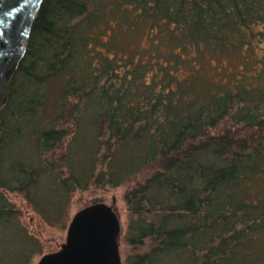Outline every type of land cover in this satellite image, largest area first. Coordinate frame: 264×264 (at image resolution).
<instances>
[{"label":"trees","instance_id":"1","mask_svg":"<svg viewBox=\"0 0 264 264\" xmlns=\"http://www.w3.org/2000/svg\"><path fill=\"white\" fill-rule=\"evenodd\" d=\"M1 117L0 264L45 251L11 193L64 226L120 185L123 264H264V0H44Z\"/></svg>","mask_w":264,"mask_h":264},{"label":"water","instance_id":"2","mask_svg":"<svg viewBox=\"0 0 264 264\" xmlns=\"http://www.w3.org/2000/svg\"><path fill=\"white\" fill-rule=\"evenodd\" d=\"M44 0H0V139L1 111L11 82L27 52L34 21ZM121 222L115 202L94 201L72 217L66 241L43 254L37 264H123Z\"/></svg>","mask_w":264,"mask_h":264},{"label":"rangeland","instance_id":"3","mask_svg":"<svg viewBox=\"0 0 264 264\" xmlns=\"http://www.w3.org/2000/svg\"><path fill=\"white\" fill-rule=\"evenodd\" d=\"M130 32V31H127ZM128 41L130 40H137L140 45H146L147 39L145 36L141 35L140 32L138 35H135L132 38L131 34H127ZM205 66L211 65V60H205ZM63 86V82H52L49 86L50 95L46 103V108L43 112L44 119H52L56 114V104L57 100L60 96V92ZM27 137V136H26ZM26 137H22L19 142V145H12L5 149V153L7 157L5 159L9 162L12 161L14 158H20V156L26 157L29 154L30 147L27 145L29 144V140ZM127 188V185H120L118 187H108L105 190L100 189H91V190H77L72 198L66 215L64 217L65 225L62 226L61 224L53 226L46 223L34 209L29 205L25 198H22L17 193H11L10 199L13 200L17 206L19 207V211L21 212V218L23 223L28 227V229L38 236L41 241L45 245V253L57 251L61 244L66 241L67 236V229L69 223L74 216V214L84 206L91 204L94 201H104L108 204H113L115 202V210L118 213L123 234L126 226V219H127V211H126V204L124 201V193ZM120 235V236H121ZM119 246H120V253L122 259L124 258V242L119 237ZM40 255L37 256L33 262V264H37L40 259Z\"/></svg>","mask_w":264,"mask_h":264}]
</instances>
